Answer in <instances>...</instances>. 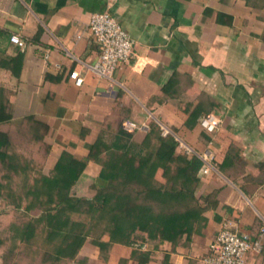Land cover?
<instances>
[{
	"label": "crops",
	"instance_id": "obj_1",
	"mask_svg": "<svg viewBox=\"0 0 264 264\" xmlns=\"http://www.w3.org/2000/svg\"><path fill=\"white\" fill-rule=\"evenodd\" d=\"M105 10L135 40L111 78L89 67L100 53L90 20ZM0 102L14 122L44 124L51 166L65 149L85 160L101 132L117 133L127 120L145 125L131 132L135 142L155 121L194 151L213 153L196 190L207 222L178 243L147 242L158 264H204L222 229L257 236L264 227V0H0ZM207 114L221 120L213 134L199 124ZM100 170L88 160L77 190L88 194ZM133 249L115 244L101 262L139 264ZM247 258L264 264V241Z\"/></svg>",
	"mask_w": 264,
	"mask_h": 264
},
{
	"label": "trees",
	"instance_id": "obj_2",
	"mask_svg": "<svg viewBox=\"0 0 264 264\" xmlns=\"http://www.w3.org/2000/svg\"><path fill=\"white\" fill-rule=\"evenodd\" d=\"M24 123L32 125V142L36 144L44 124L33 116L14 122L0 102V161L10 172L5 175L9 180L6 196L13 198L17 209L27 200L26 212L38 210L23 224L14 225V244L1 256L2 264L10 262L17 244L42 253L40 261L44 264H72L86 242L98 247L105 261L113 246L122 244L134 246L132 256L139 264H158L151 252L142 248L147 242L178 243L205 226L206 202L196 194L204 163L198 155L182 152L175 135L163 136L159 123L148 125L141 143L125 129L103 131L89 145L85 160L65 149L48 172H35L30 160L23 162L18 151H13L19 147L13 143L12 127L17 125L21 130ZM88 160L101 165L93 184L96 192L76 196L72 189ZM13 175L22 176L23 195L14 193ZM5 242L0 237V249Z\"/></svg>",
	"mask_w": 264,
	"mask_h": 264
},
{
	"label": "built area",
	"instance_id": "obj_3",
	"mask_svg": "<svg viewBox=\"0 0 264 264\" xmlns=\"http://www.w3.org/2000/svg\"><path fill=\"white\" fill-rule=\"evenodd\" d=\"M92 35L100 46V53L95 63L90 65V69L101 78H111L118 65L122 62H129L133 47L134 38L126 31L118 19L109 10L96 12L90 20ZM11 41L21 47L26 45L24 39L19 34L11 35ZM75 84L83 85L84 77L78 70L70 74ZM200 126L209 134L215 133L221 124V120L214 114L202 116L199 120ZM125 130L132 132L145 125H139L133 121L123 123ZM149 129V126L146 127ZM163 136L174 133L165 125H161ZM180 141V147L185 152L198 155L203 161L200 175H207L213 169V153L209 150L198 153ZM264 227L261 228L257 236L242 232L238 228L222 229L210 246L208 255L203 258L204 264H250L249 253H260L263 248Z\"/></svg>",
	"mask_w": 264,
	"mask_h": 264
},
{
	"label": "rangeland",
	"instance_id": "obj_4",
	"mask_svg": "<svg viewBox=\"0 0 264 264\" xmlns=\"http://www.w3.org/2000/svg\"><path fill=\"white\" fill-rule=\"evenodd\" d=\"M9 127V130L11 131V126ZM8 130V131H9ZM42 128H40L39 136ZM9 131V132H10ZM12 139L13 143L18 145L19 149L15 147L13 151H18V154L22 157L21 160L24 162V160L31 161L30 166L34 168L35 172L44 171L48 172L50 168L52 167L50 164L46 163L47 158V151L48 148L45 146V144L40 141L39 137L36 139V144L32 142V132L33 128L32 125L29 123H24L22 125V129L18 130L17 125H13L12 127ZM38 134V132H37ZM181 148V147H180ZM182 152H185L181 148ZM187 153V152H186ZM190 154V153H188ZM45 161V162H44ZM31 169V167H30ZM7 169L3 166V164L0 161V183H3V186H0V237L3 238L6 242L5 245L0 249V264H2L1 256L4 252H7V249L9 247H12L14 244L12 235H13V228L14 225H21L26 220H28L32 215L38 213V210H33L26 212L24 210L25 205L27 204V200L23 202V207L20 209H17L13 204L12 200L13 198L7 197L8 189L6 187L7 184H9V180L5 178V175L7 173ZM95 183H89L86 184L85 187L87 188L88 194H83V190L79 189L77 190V184L73 187L72 192L76 196H92L96 189L93 187V184ZM11 186L14 190V193L17 195H23L24 194V188H23V178L20 175H13L11 180ZM15 194V195H16ZM14 195V196H15ZM17 195L15 196V199L17 198ZM75 218H82L78 215H74ZM89 245L84 248L81 256L77 257L76 259L72 260V264H78V262H81L82 264H102L101 261H103V258L100 257L98 254V247H96L93 243L88 242ZM17 250L13 252L12 259H10V262L8 264H44L40 261V257L42 255L38 254L34 248H29V246L24 244H17ZM16 262V263H15ZM63 264H70V263H63Z\"/></svg>",
	"mask_w": 264,
	"mask_h": 264
}]
</instances>
